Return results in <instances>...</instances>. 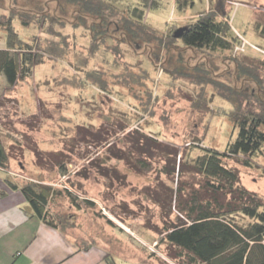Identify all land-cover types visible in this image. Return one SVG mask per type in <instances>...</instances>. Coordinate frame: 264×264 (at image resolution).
<instances>
[{
	"label": "rangeland",
	"instance_id": "1",
	"mask_svg": "<svg viewBox=\"0 0 264 264\" xmlns=\"http://www.w3.org/2000/svg\"><path fill=\"white\" fill-rule=\"evenodd\" d=\"M110 1L117 16L138 4ZM151 1L145 21L158 31L226 10L238 41L214 51L178 39L146 44L125 38L109 8L101 27L74 2L0 0V47L10 23L42 56L27 76L0 77V139L9 154L0 180L51 186L49 209L67 219L65 232L80 245L93 242L122 264H182L169 255L163 229L178 215L179 186L188 193L203 179L184 162L178 171L179 157L190 160L197 145L224 149L237 132L229 114L264 106V0H222L224 10L221 0ZM97 26L111 36H96ZM229 163L264 201V143Z\"/></svg>",
	"mask_w": 264,
	"mask_h": 264
},
{
	"label": "trees",
	"instance_id": "2",
	"mask_svg": "<svg viewBox=\"0 0 264 264\" xmlns=\"http://www.w3.org/2000/svg\"><path fill=\"white\" fill-rule=\"evenodd\" d=\"M66 1L78 4L81 11L96 18L98 24L101 23V27L107 20L105 12L109 8L110 14L115 15L117 21L122 22L124 31L121 29V32L125 34V38L136 42L143 41L147 44L156 40L160 43H170L178 39L186 47L214 51L232 48L233 43L238 41L236 35L231 32V26L227 20L230 12L224 10L222 0L216 7L224 10L221 17L215 10L201 13L181 27L178 37L174 36V32L179 27L158 31L146 24L147 10L145 11V8L149 6L148 0H138V4L128 7V12L121 13L119 16H117L115 5L110 0L108 3L106 0ZM185 1L187 0H174L177 7H181ZM158 3V0H152L150 5H158ZM188 3L192 4V0ZM6 29L7 43L5 47H0V77H3L7 83H13L17 78L30 74L32 67L38 61H42V56L36 55L31 43L18 37L10 23ZM102 30L97 29L96 36L104 35L103 38L111 36L105 29ZM38 47L42 48L41 45ZM229 120L237 132L235 138L229 141L224 149L197 145L198 151L190 160L179 157L182 165L178 171L183 170L184 162L203 179L199 184L200 190L198 187L186 193L179 186L174 204L178 215L175 221L163 229L164 234L161 240L174 250L169 255L182 258V264H264L263 198L239 183L238 172L229 163V159L234 155L250 156L262 150L264 106L237 108L229 114ZM85 130L90 131V129ZM141 134V139L152 140L149 136ZM31 149L40 158L41 151L33 146ZM173 153L172 168L175 169L176 149ZM8 158L9 154L5 151L0 139L1 167H7ZM246 158L243 156V159H239L248 165L249 161ZM57 161L59 162V159ZM60 161L58 166L60 171L64 172L66 167L63 159L61 158ZM7 179L13 189H19L24 194L33 216L61 230L66 229L67 219L49 209L48 198L54 192L51 186L35 180L18 184L9 177ZM66 193L70 195L69 191ZM107 222L110 223L108 219ZM104 256L108 264H119L112 253L106 252Z\"/></svg>",
	"mask_w": 264,
	"mask_h": 264
},
{
	"label": "crops",
	"instance_id": "3",
	"mask_svg": "<svg viewBox=\"0 0 264 264\" xmlns=\"http://www.w3.org/2000/svg\"><path fill=\"white\" fill-rule=\"evenodd\" d=\"M3 175L0 180V264H108L104 247L90 241L80 245L65 230L33 216L24 194L10 188L4 180L7 175Z\"/></svg>",
	"mask_w": 264,
	"mask_h": 264
},
{
	"label": "water",
	"instance_id": "4",
	"mask_svg": "<svg viewBox=\"0 0 264 264\" xmlns=\"http://www.w3.org/2000/svg\"><path fill=\"white\" fill-rule=\"evenodd\" d=\"M180 30H181V27L180 28H178L176 31H175V33H174V35L176 36H179L180 35Z\"/></svg>",
	"mask_w": 264,
	"mask_h": 264
}]
</instances>
